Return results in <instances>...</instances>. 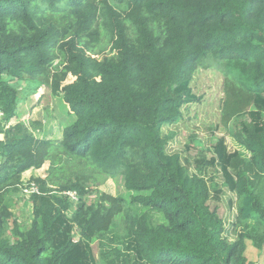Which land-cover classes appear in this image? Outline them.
<instances>
[{"label":"trees","instance_id":"obj_1","mask_svg":"<svg viewBox=\"0 0 264 264\" xmlns=\"http://www.w3.org/2000/svg\"><path fill=\"white\" fill-rule=\"evenodd\" d=\"M117 1L125 14L109 0H0V264H264V0ZM100 26L112 57L80 45L97 41ZM50 71L53 93L76 116L58 142L10 126L20 93L2 78ZM211 71L223 80L219 141L209 156L168 152L178 143L172 128L187 126L185 109L199 103V78ZM47 163L48 177L32 175ZM211 168L237 197L234 226L244 231L233 242L210 207ZM28 171L34 220L10 228L5 197ZM97 175H120L137 194L95 193ZM115 230L133 240L135 260L118 263L111 250L96 263L90 243Z\"/></svg>","mask_w":264,"mask_h":264},{"label":"rangeland","instance_id":"obj_2","mask_svg":"<svg viewBox=\"0 0 264 264\" xmlns=\"http://www.w3.org/2000/svg\"><path fill=\"white\" fill-rule=\"evenodd\" d=\"M119 12L125 14L127 6L117 0H109ZM127 36L129 40L135 41L137 38L136 28L129 21H125ZM154 30L157 34L162 32V27L154 25ZM110 34L106 27H99V37L97 41H91L87 37L80 40L81 47L84 48L87 55L94 58L103 59L104 57H112L114 53L111 51ZM4 81L9 82L19 91L17 100V114L10 122V126L21 124L25 126L38 139L51 140L58 142L62 139L63 131L71 127L76 116L70 112L68 105L64 102L63 96H57L52 91V71L43 76L31 78L25 76L22 80L13 79L8 76L2 77ZM74 82L73 75H69L64 85ZM223 80L214 72L202 74L196 88V95L199 99L198 104H194L190 109H185L184 118L187 121V126L183 122H179L177 129L178 143L173 142L168 152H174L177 148L180 149L188 158L194 159L199 152H205L209 156V151L213 144L219 141L217 136L220 127V103L222 94ZM229 127L234 132L239 131V127L234 121L229 123ZM222 135V133H221ZM227 142L231 151H240L245 158L249 155L234 142L231 136H226ZM50 164L47 163L41 170L28 171L23 175V187L18 188L13 193L6 195L5 205L13 213L12 222L18 219L23 225V229L29 228L34 220L33 204L31 203L29 190L27 189L31 174L35 177H48V169ZM208 177L214 179L217 187L216 192L212 191L213 198L210 201L212 210H216L219 216L225 223V236L230 242H233L238 234L244 231V226L237 229L234 224L237 217V200L236 195L226 190L223 185V179L214 169H209ZM97 184H103L96 188ZM90 188L95 193L96 189L108 190L115 196L123 197L129 200L132 195L137 193L126 191L124 178L120 175L111 179L105 175H97L93 182L90 183ZM251 225L252 222L250 221ZM235 230L237 234H235ZM94 261L101 263L100 254L115 250V259L118 263L127 261L133 263L136 258L135 245L131 238L126 233L115 230L110 235L101 239H96L90 243ZM138 263H146L140 261Z\"/></svg>","mask_w":264,"mask_h":264},{"label":"built area","instance_id":"obj_3","mask_svg":"<svg viewBox=\"0 0 264 264\" xmlns=\"http://www.w3.org/2000/svg\"><path fill=\"white\" fill-rule=\"evenodd\" d=\"M35 192H37V187H35L34 185H32V187L29 189L28 194H32V193H35Z\"/></svg>","mask_w":264,"mask_h":264},{"label":"clouds","instance_id":"obj_4","mask_svg":"<svg viewBox=\"0 0 264 264\" xmlns=\"http://www.w3.org/2000/svg\"><path fill=\"white\" fill-rule=\"evenodd\" d=\"M32 187V185H31V183L27 186V189L29 190L30 188ZM35 193H37V192H35ZM35 193H32V194H28L27 196H32L33 194H35Z\"/></svg>","mask_w":264,"mask_h":264}]
</instances>
